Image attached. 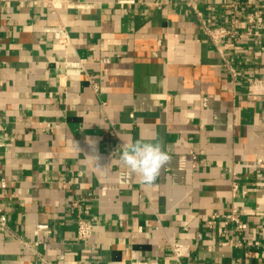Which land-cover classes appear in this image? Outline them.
Listing matches in <instances>:
<instances>
[{
  "label": "crops",
  "instance_id": "obj_1",
  "mask_svg": "<svg viewBox=\"0 0 264 264\" xmlns=\"http://www.w3.org/2000/svg\"><path fill=\"white\" fill-rule=\"evenodd\" d=\"M197 6L233 33L219 49L185 0H0V264L167 263L174 244L183 264H264V97L247 96L264 81V0ZM79 58L87 74L66 75ZM155 137L172 161L145 186L121 148Z\"/></svg>",
  "mask_w": 264,
  "mask_h": 264
},
{
  "label": "built area",
  "instance_id": "obj_2",
  "mask_svg": "<svg viewBox=\"0 0 264 264\" xmlns=\"http://www.w3.org/2000/svg\"><path fill=\"white\" fill-rule=\"evenodd\" d=\"M47 4L51 6L53 9H57L60 4L63 2V0H46ZM198 0H185L186 5L193 10V13L195 14L197 22L200 24L202 31L204 34H206L210 40L216 45V47L219 49V41L224 38L225 36L231 34V30H227L224 28H211L207 25L202 12L198 9L197 6ZM236 7H232L231 11V23L232 25L236 24L238 22ZM258 20V15L254 13L253 15H250L248 17V21L250 23H254ZM44 31L52 36V38L60 45H68L70 42V36L69 32L67 31L65 25L60 21H54L44 27ZM233 34V33H232ZM231 34V35H232ZM249 35V33H246ZM254 35H257V32L253 33ZM85 60L84 59H77L75 61H66L64 65V73L66 75H79V74H87L85 69ZM89 82L93 86L95 90H97L96 83H94L91 80V77L89 75H86ZM247 96L252 99L256 100L260 97H264V81L262 80H255L252 81L247 90ZM110 135L112 137H116L117 133L115 132V127L111 124L110 125ZM116 145H118V142H116ZM1 187H5V182H1ZM243 194H245V191H242ZM226 223H234L236 225H239V211L238 208L235 206H232L227 213V215L224 216ZM216 219H218V215L214 214L209 221V225H211ZM47 225H41L37 227V230H47ZM93 221L86 218V217H78L77 223H76V237L78 240H86L92 233H93ZM0 233H12L10 229L8 228L7 221H6V215L2 213L0 210ZM23 245L26 247H29L27 243L20 241ZM186 247L181 244H174L170 246L172 259L171 261H168L167 263H159L154 261H143L139 264H183L182 258L185 255ZM63 264H74V262L69 261H63Z\"/></svg>",
  "mask_w": 264,
  "mask_h": 264
},
{
  "label": "clouds",
  "instance_id": "obj_3",
  "mask_svg": "<svg viewBox=\"0 0 264 264\" xmlns=\"http://www.w3.org/2000/svg\"><path fill=\"white\" fill-rule=\"evenodd\" d=\"M152 80L154 81L155 78L153 77ZM95 159L98 161L99 157L95 156ZM120 161L131 174L140 178L142 185L151 186L160 176L161 169L171 163L172 156L163 142L155 137L154 142L138 140L124 144L121 148ZM181 163L183 164V161Z\"/></svg>",
  "mask_w": 264,
  "mask_h": 264
}]
</instances>
